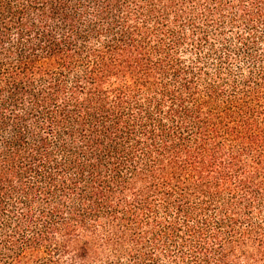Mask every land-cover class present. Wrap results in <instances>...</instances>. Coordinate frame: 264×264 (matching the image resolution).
<instances>
[{
    "label": "trees",
    "instance_id": "1",
    "mask_svg": "<svg viewBox=\"0 0 264 264\" xmlns=\"http://www.w3.org/2000/svg\"><path fill=\"white\" fill-rule=\"evenodd\" d=\"M0 264H264V0H0Z\"/></svg>",
    "mask_w": 264,
    "mask_h": 264
}]
</instances>
